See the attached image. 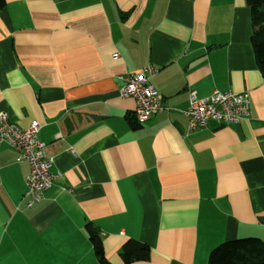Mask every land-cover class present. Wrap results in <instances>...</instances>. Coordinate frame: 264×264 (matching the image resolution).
Returning a JSON list of instances; mask_svg holds the SVG:
<instances>
[{"label":"crops","instance_id":"crops-1","mask_svg":"<svg viewBox=\"0 0 264 264\" xmlns=\"http://www.w3.org/2000/svg\"><path fill=\"white\" fill-rule=\"evenodd\" d=\"M5 1L0 115L41 125L57 179L28 208L30 166L0 145V264H100L89 223L112 264L129 240L151 250L131 264H209L225 242H264V75L246 0ZM149 66L163 110L139 124L119 78ZM191 91L248 93L250 115L189 132Z\"/></svg>","mask_w":264,"mask_h":264},{"label":"built area","instance_id":"built-area-1","mask_svg":"<svg viewBox=\"0 0 264 264\" xmlns=\"http://www.w3.org/2000/svg\"><path fill=\"white\" fill-rule=\"evenodd\" d=\"M119 54H115L117 59ZM149 66L142 74L121 76L122 98L135 100L134 116L139 124L145 123L162 110V98L155 90L151 79L156 74ZM188 117L189 132L206 130L211 122L238 125L250 115L248 93L214 92L208 98H199L195 91L190 92V106L185 112ZM41 125L33 123L23 129L11 121L7 113L0 115V145H6L18 152V160L27 162L30 172L27 177V191L24 200L27 207L39 204L57 177L51 172L53 160L46 156V145L39 139Z\"/></svg>","mask_w":264,"mask_h":264},{"label":"trees","instance_id":"trees-1","mask_svg":"<svg viewBox=\"0 0 264 264\" xmlns=\"http://www.w3.org/2000/svg\"><path fill=\"white\" fill-rule=\"evenodd\" d=\"M251 9L253 21L252 45L259 70L264 75V0H246ZM6 6L0 0V11ZM86 232L93 245L94 254L100 264H112L106 258L100 230L92 223L86 226ZM122 260L126 264L148 261L151 250L147 244L129 240L123 245ZM209 264H264V242L257 238L236 239L225 242L209 255Z\"/></svg>","mask_w":264,"mask_h":264}]
</instances>
